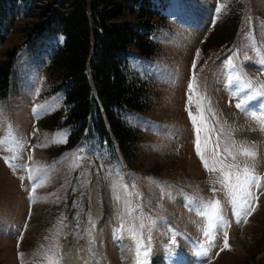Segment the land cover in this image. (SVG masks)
Here are the masks:
<instances>
[{"label": "rangeland", "instance_id": "rangeland-1", "mask_svg": "<svg viewBox=\"0 0 264 264\" xmlns=\"http://www.w3.org/2000/svg\"><path fill=\"white\" fill-rule=\"evenodd\" d=\"M164 1L167 21L152 36L158 52L146 59L131 47L129 54L130 75L147 83L149 101L145 112H120L138 132L130 160H122L112 137L86 135L69 144L72 126L65 123L63 89H55L47 72L48 50L30 52L19 32L27 19L9 25L0 43V63L15 47L0 94V264H253L264 258V0ZM194 61L199 95L193 101L202 100L200 112L192 107L197 125L188 111ZM197 126L202 150L206 137L210 147L219 138L220 152L227 156V148L235 157L225 163L254 168L260 187L252 188L258 199L247 222L240 206L236 222L219 183L222 172L206 170L197 155ZM244 149L255 156L242 155ZM208 163L211 168L213 160ZM201 200L220 201L229 248L220 229L212 244L204 236Z\"/></svg>", "mask_w": 264, "mask_h": 264}, {"label": "trees", "instance_id": "trees-1", "mask_svg": "<svg viewBox=\"0 0 264 264\" xmlns=\"http://www.w3.org/2000/svg\"><path fill=\"white\" fill-rule=\"evenodd\" d=\"M164 7V0H0V43L15 19H27L19 27L25 44L31 53L48 50L47 72L55 89H63L65 123L72 126L69 144L86 135L107 142L112 137L121 158L130 160L138 132L120 112H145L149 101L147 83L130 75L129 54L131 47L146 59L158 52L152 36L167 21ZM5 54L0 63L3 95L15 47ZM253 264H264V258Z\"/></svg>", "mask_w": 264, "mask_h": 264}, {"label": "snow or ice", "instance_id": "snow-or-ice-1", "mask_svg": "<svg viewBox=\"0 0 264 264\" xmlns=\"http://www.w3.org/2000/svg\"><path fill=\"white\" fill-rule=\"evenodd\" d=\"M220 9H217V12H219ZM199 55V50L197 51V56ZM262 64H264V61H261ZM228 64L230 67H232V61L229 60ZM193 75L192 78L188 84V101H189V117L190 120L194 125H197V117L192 112L193 105L197 109V112H200L202 107V100L197 99L195 102L193 101V95H199L195 91L196 86V77H195V68L196 63L193 62ZM229 85L233 83V80L231 77L228 79ZM250 87V85H249ZM237 108H241L240 104H237ZM201 120L203 121V115L201 113ZM197 131V139H196V152L197 155L200 157L203 166L206 170L209 171H220L222 172L223 178L219 180V183L222 185V187L225 189L227 196L229 197V202L231 203L233 207V213L237 217V223H240V212L236 211L237 207L240 206L245 213V222L246 216L251 215L252 212L255 210L252 207V202L258 197L254 196L252 193V188H259L260 182L259 178L254 174V168L250 170L249 166L247 164H244L243 167L239 164L233 163V164H227L225 161L227 160L228 156H232L233 159H235L232 152H230L227 148L224 149V152L227 153V156L223 155L220 152V145H219V138H217V143L214 146H209L208 140H210V137H206V142L204 145V148L202 150L201 148V140H200V127H196ZM214 131V129H213ZM206 153H210V156L206 157ZM242 155L248 156V157H254L255 152H253L250 149H244L241 153ZM213 160V166L210 168L208 160ZM216 163H221L222 167L220 169H217L215 167ZM14 167V166H13ZM225 169H228V171H225ZM23 179V177H21ZM33 192H35V188L32 189ZM215 192V189H213ZM199 210V215L205 218L207 228L204 231V236L208 239L209 244H212L215 240V236L213 233L216 232L217 229H220L223 234V245L224 248H229L228 244V234L226 231L227 225L224 222L223 217V211H222V205L219 200H209V201H203L201 200L197 206ZM141 228H143V225H141ZM117 239H122L119 235V230H117ZM135 238V247H136V255H140V239L137 238V234H133ZM173 243H175V238L173 237ZM148 244H151V237L149 236ZM150 251V248L148 249ZM224 249L222 248L221 251ZM145 256L148 255V251H145Z\"/></svg>", "mask_w": 264, "mask_h": 264}, {"label": "bare ground", "instance_id": "bare-ground-1", "mask_svg": "<svg viewBox=\"0 0 264 264\" xmlns=\"http://www.w3.org/2000/svg\"><path fill=\"white\" fill-rule=\"evenodd\" d=\"M206 20H208V16H207V15H205V17H204V21H206ZM204 23H205V22H204ZM198 27H199V26H198ZM177 103H178V102H177ZM22 207H23V205L20 204V205H19V209L21 208V209L23 210ZM20 212H21V211H20ZM20 214H21V213H20ZM10 223H11V222H10ZM7 225H9V224H7ZM11 225H12V224H11ZM13 226H14V224H13ZM0 227H1V226H0ZM14 228H15V227H14ZM11 229H13V228H11ZM11 229H10V230H11ZM8 230H9V228H8ZM8 230H7V231H8ZM0 231H1V230H0ZM3 231H4V229H3ZM5 231H6V230H5ZM7 231H6V232H7ZM13 232H14V231L12 230V233H13ZM8 233H9V232H8ZM4 236H5V234H4ZM9 237H10V236L8 235V236L5 238V240H6L7 238H9ZM8 240H9V239H8ZM7 243H8V241H7Z\"/></svg>", "mask_w": 264, "mask_h": 264}]
</instances>
